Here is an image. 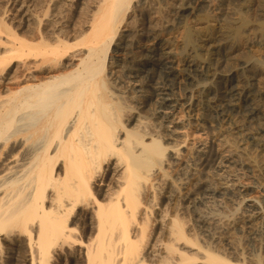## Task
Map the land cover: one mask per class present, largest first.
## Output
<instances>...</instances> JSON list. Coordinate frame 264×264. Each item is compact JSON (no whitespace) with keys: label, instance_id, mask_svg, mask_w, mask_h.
Segmentation results:
<instances>
[{"label":"bare ground","instance_id":"bare-ground-1","mask_svg":"<svg viewBox=\"0 0 264 264\" xmlns=\"http://www.w3.org/2000/svg\"><path fill=\"white\" fill-rule=\"evenodd\" d=\"M10 1L11 5H17L14 9L20 13L18 16L8 8L6 2ZM137 1L8 0L4 3L0 0V264H62L64 259H69L71 264H234L191 237L184 216L163 211L166 214L152 218L158 199L157 175L168 180V168L181 165L180 148L185 147L186 140L171 147L163 143L175 140L176 126L180 124L177 107L190 109L192 99H188L189 104H181L173 97L179 76L165 70L164 51L161 48L160 53L155 47L148 53L159 57L155 65L158 75L153 76L155 85L149 82L152 91L146 90L158 104L154 114H160L159 119L165 122H156L159 125L155 129L166 130L167 135L150 132L147 122L139 119L134 122L145 125L144 129L138 130L137 125L132 128L131 119H126V113L133 108L124 96L127 92L110 85L108 58L115 39L119 36L116 49L127 39L126 34H120L124 23L135 24L130 21L135 16L129 12ZM159 1L140 0L137 5L150 12L148 8ZM173 1L179 10L169 22L176 25L189 9L207 0ZM63 5L70 9L67 13L62 11ZM258 5L264 9V0H258ZM77 10L81 15L78 20L85 24H79L80 27V22L75 21ZM10 11L12 17L8 19ZM152 12L153 9L148 16L155 22L166 19V15L163 18L157 11ZM249 15L242 17L240 25L231 31L230 37L238 46L242 38L246 39L243 32L249 27ZM157 24L153 26L155 29ZM258 27L264 29V22ZM215 31H205L206 38L201 39L210 40L212 45L207 43L202 46L204 53L200 50L192 55L191 65L187 62L190 67L186 66L185 70L192 71L198 65V69L212 73L210 70L219 71L225 59L236 58L233 52L228 55L224 52L228 48L215 45L221 42H217L219 33ZM185 41L187 46L193 43L191 34L186 35ZM243 65V72L235 73L238 84H224L226 90L219 97L221 103L216 109L222 123H228L234 114L235 118L238 115L252 118L257 127L255 134L262 136L254 138L262 156L257 154L248 160L249 166L257 170L264 164V115L259 103L251 100L249 79L254 83L264 74V61L249 58ZM141 67L130 71L134 79ZM139 81L133 82L139 90H133L132 99L146 92ZM208 87L202 88L205 95L210 93ZM205 151L200 148L196 152L201 155L202 166L211 164L217 157ZM176 184L168 185L179 194L184 192L186 183L180 182L178 187ZM173 191L166 196L169 202L174 201ZM252 213L251 219L260 216L264 220L262 208L256 207ZM254 262L263 264L259 256Z\"/></svg>","mask_w":264,"mask_h":264},{"label":"rangeland","instance_id":"rangeland-1","mask_svg":"<svg viewBox=\"0 0 264 264\" xmlns=\"http://www.w3.org/2000/svg\"><path fill=\"white\" fill-rule=\"evenodd\" d=\"M2 1L5 3V1H8V0H2ZM139 1L140 0L134 3L135 4V6L133 5L134 8L130 10L129 12L130 14L132 13V15L135 16L134 21L130 20L132 21V23H135V24H130L132 26L131 27L129 24L124 23L123 27L121 28L120 34L121 35L126 34L127 39H125V42H123L121 48L116 49L114 46H116V44L119 41V36H118L115 39L114 44L111 47L112 50H110V56L108 58L109 60L108 64L110 65V66L108 65V71L113 72L112 74L109 72L107 73L108 76L110 75L109 79L111 80V81L109 80L108 81L110 85L113 86L114 88L121 89V91L123 90L122 92H125V93L127 92L124 96L127 97V99L129 100L128 105H131L130 107L133 108L132 110L126 113L127 114L126 119L129 121L131 119L130 123H132L131 125L132 128L135 127V125H137L138 130L144 129L143 127L145 125L144 126L142 125L143 126L142 127L141 124H139L138 122L136 121L134 122V119L136 120L139 119L140 121H144L145 123L147 122V125L149 128L147 129L149 131L151 130L150 132L155 133V134L159 133V134L167 135L166 130H162L158 128L161 131L160 132L158 129H155L156 126L159 125L158 124L159 122H163V124L165 122L164 120L162 121L161 118L159 119V117L161 116L160 114H156V115L154 114L158 104L156 103V99L154 98V96H152V94L150 93L152 91L150 85L156 84L155 82H153V76L158 75L156 74V71H158V68L155 65H156V57H157V60L159 57L158 56L154 57L151 53H148V51H150L152 48H155V47H158V49L160 50V53L162 52V49L164 52L165 51L168 52V53L162 52L165 55V61H167L168 59H172V62L171 60L170 61L168 60L167 62L164 61V65L166 67L165 70L167 71L169 70L171 72L174 71L173 73L179 76L175 84V87H173L175 91L173 97L175 96L174 98L179 100L181 104H185V103L189 104L190 100L192 99V106L190 109L187 108L185 110V107L183 108L181 106L177 107L176 114H177V117L180 118V124L176 126L178 133L174 137L175 140L173 141L167 140V141H164L163 143L164 145L171 147V146H174L175 144L182 142L183 140H186L185 147L184 148L179 147L181 150L180 151L181 155H182L181 165L179 166L177 165L173 167L171 165L170 168H168L170 172L169 174L170 177L168 178V180L164 181L161 178V176L158 177L159 174L157 175L158 199L154 207L155 216L153 214L152 218L155 219L156 217H158V214H162L163 211L167 212V214L169 213V215H172V216L173 215L175 216L177 214L184 216L186 223H188L186 225V228L190 236L195 238L202 247H205V249L207 247L209 251L215 254H219L220 256L226 259L228 258V260H230L234 264L243 263V262H245L246 264H249V263L255 264L254 261L257 256L262 258L263 264H264V220L260 216H259L260 218L256 216L255 218L253 217L254 218V219L252 218L253 220L250 218V216L253 214L252 211L254 212V209H256V207H260L264 211V164L262 167H260V169L255 170L249 166V161H248L250 157L257 155V154H261V152H259L260 150L257 149L258 145L255 143L256 136L258 137V135L255 134L257 131V127L251 117H247V118H251L249 120L251 122L253 121L252 122L253 124L248 119L246 118L243 119L240 115H238L237 118H235L234 117L235 114L229 118L230 120H228V123L227 121H225V123L224 122L222 123L219 119V116L217 114V109H216V107L221 103V98L223 95L222 93H224V91L226 90V86H227L226 83L229 82L231 86H236V84H238L237 83L238 79L235 73H238V71L240 72V70H241L240 73L243 72L242 70L244 69V65H243L244 60H248L250 58V59L264 61V29H260L258 27L260 26L262 22H264V9L259 7L258 0H212V2L211 0H207L205 1L206 3L205 2L201 3L202 5L200 4L196 6L194 9H189L191 11L188 10V12L184 15V17H182L183 21L182 19L178 20L179 22H182V23L177 22V24L179 25L177 24L172 25L169 22V20L171 21L173 14H175L177 10H179V9H176V6H175L176 4L173 0L172 1L170 0L162 1L161 0L157 3L158 6L155 3L156 4L154 5L155 8L153 6H150L152 7L150 9L148 8L150 12L147 11V9H145L146 7H143L141 4L138 6L137 4L140 3ZM161 2H163V4ZM6 3H7L8 8H10V10L13 9V13H15V15L18 16L20 14V13H17L14 9V6L17 7V5L15 4L11 5V1L6 2ZM62 3H65V2H63L62 0ZM136 7H138L141 10H139ZM253 7L254 8L256 7V8L254 9ZM152 9H153L152 13H156L154 11H157L158 16L164 18L166 15V19L168 20L164 18L159 21L157 20L158 22H155L153 19H150V15L148 16V14L151 13ZM69 10H70L69 8H66V6L63 5V9H62L63 12L65 11V13H67ZM78 11L79 10L75 12V15H76L75 21H77V23L80 22L78 23V25L84 24L83 22L78 20L79 18L81 19V15L78 13ZM246 12H248V14ZM249 14L252 16H250ZM246 15L247 16L249 15L248 18H249L250 24L247 29H244L245 34L243 32V37L245 36L246 39L242 38L243 41L241 40V44H239L238 46V44L232 40V37H230L231 31L233 28L238 27L240 25V20L242 19V17ZM10 16L12 17L11 11L10 13L7 14L8 19L10 18ZM167 16L169 18L171 16V18L169 19ZM149 21H150L151 26H149ZM151 21H152V24H151ZM164 22H166L167 24H165ZM156 23H158L159 26L157 24L158 27H156L155 29V27L153 26H156ZM227 24H228V27H227ZM133 25L135 28L133 27ZM80 26L81 25H79L78 27ZM148 26L151 28H149ZM129 27L131 28V30ZM163 27H165V29ZM252 27L255 28V31H254V28L252 29ZM132 28H133V31H132ZM152 28H154L155 31H153ZM220 29L221 30L223 29V30L221 31ZM225 29L227 32L230 31L228 32L229 34L225 33L226 32L224 31ZM249 29H252L253 31L252 30L250 31ZM207 30H214V31L216 30L215 32L217 34L219 33L218 35L221 37L220 38L218 36L219 39L217 42L219 41L221 42L215 43V45L218 46L219 44L220 45L219 47H221L222 49L225 48L224 50H227L226 48H228V50L230 51L227 50L224 52H226L227 55L230 52H233L234 53L233 57H236V58H230L231 60L227 59L228 61L225 59L226 62H224L222 67L219 68V71L210 70V72L212 73H209V70H207L206 72V70L198 69L199 68L198 65L197 67L195 66L192 69V71H189V69L185 70L186 66H189V64L191 65L192 61L190 60V58L193 59L192 55H195V53L198 51L200 52V50L201 52L204 53L205 48L204 49L202 48L203 45L207 43L208 44L210 43V45H212L210 40L206 41L207 39H201V38H206L204 37L205 36L204 33ZM247 31L249 33H246ZM156 33L157 35H154ZM188 33L191 34L193 43H196V44L192 43L191 45H188V46L186 45L187 43L185 44L186 42L185 37ZM128 37H129V40H128ZM199 37H200V41L202 40L201 43L200 41H198ZM221 39L223 40L226 39V40L224 42ZM229 40L231 42H228ZM129 41L132 42L130 43V46L128 45ZM125 43H126V47H125ZM166 43L168 45H166ZM170 43H172L173 45H171ZM199 43L201 44V46H199L200 45ZM183 45L186 46V48H184ZM192 45H195L196 47ZM172 46H175L177 48H173ZM178 51H180V53H178ZM149 57L150 58L152 57V58L150 59ZM183 59L184 60L186 59V60L184 61ZM141 64H142V67L140 66L141 70L136 72L137 78L134 79V75H131L132 72L130 71L134 68L139 69L140 68L139 65ZM193 70H194V73H193ZM196 70L198 73H196ZM199 70L201 72L203 71L202 74ZM218 77L220 78L218 79ZM261 77L259 76L257 77V79L253 81L255 84L252 83L250 79H249V83L252 85L251 86V90H252L251 100L253 102L256 101L257 103H259V107L260 108L262 107L261 109L263 110L262 111L260 109L262 112L261 115H264V109H263L264 108V105H263L264 104V99H263L264 94H262V92H264L263 91L264 90V74ZM134 80H137V81L140 80L141 83L140 81L138 83L145 90L147 89L148 91H150L148 93V91L146 90V92L144 91V94L139 93V95H141L140 97L141 99L133 98L134 99L133 100L131 97L133 96L132 92L135 88L139 90V88L136 87L135 84H133ZM113 82L114 84H112ZM149 82H150V85H149ZM254 85L259 88H256ZM122 86L124 89L122 88ZM207 86H209L208 90H210V93H209L210 95L209 94L205 95L203 93L204 87H207ZM201 89L202 91H200ZM189 98L190 100H188ZM261 98L263 99V101ZM130 100H132L133 102H131ZM158 111L160 112V110ZM138 125H140V127ZM199 147L201 149L203 148L206 149L205 152L207 155H210L212 153L217 155V157L214 159V161L211 164L207 166L201 165V159H200L201 155L196 153L197 150H200ZM180 182L186 183L185 185L186 190L184 189L183 190L184 192H181L179 194V192H177L175 188L172 189L171 185L173 183L180 184ZM169 183L171 184L170 185L171 187L168 185ZM179 184L177 185V187L179 186ZM172 191L174 195V201H170L171 202L170 203L168 199L166 198V196H168L169 193L171 194ZM187 191H188V194H187ZM182 196L183 197L186 196V197L182 198ZM252 205L254 208L251 207ZM163 214H166V213H163ZM153 229H156V223ZM236 245H237V248L235 247ZM186 250H190V249H186ZM191 252L195 253L196 249L191 250ZM68 260L69 259H66V260L64 259L62 264H71V261H68Z\"/></svg>","mask_w":264,"mask_h":264}]
</instances>
